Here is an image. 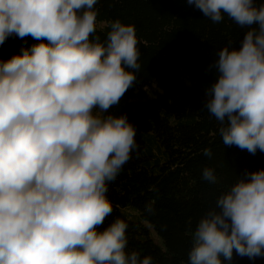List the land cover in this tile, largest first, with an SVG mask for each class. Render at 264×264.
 <instances>
[{
    "label": "clouds",
    "instance_id": "obj_1",
    "mask_svg": "<svg viewBox=\"0 0 264 264\" xmlns=\"http://www.w3.org/2000/svg\"><path fill=\"white\" fill-rule=\"evenodd\" d=\"M188 3L214 23L226 14L248 28L239 49L216 54L218 79L205 107L225 145L264 152V4ZM96 4L0 0V46L9 38L39 41L25 40L19 54L0 59V264H152L126 251L124 220L99 230L113 211L109 184L139 149L127 115L106 113L141 65L134 25L117 19L105 41L95 35ZM245 176L199 221L189 264H222L233 250L264 256V170ZM202 179L217 182L212 168Z\"/></svg>",
    "mask_w": 264,
    "mask_h": 264
},
{
    "label": "trees",
    "instance_id": "obj_2",
    "mask_svg": "<svg viewBox=\"0 0 264 264\" xmlns=\"http://www.w3.org/2000/svg\"><path fill=\"white\" fill-rule=\"evenodd\" d=\"M95 9L101 41L112 21L135 26L141 65L135 84L106 113L127 115L139 149L109 184L113 211L99 230L122 219L128 253L151 256L152 264H189L199 221L246 173L264 170V152L225 145L220 123L205 107L206 90L218 79L216 54L224 47L239 49L248 28L226 14L214 23L188 0H97ZM25 40L26 46L39 43ZM25 40L9 38L0 46V59L19 54ZM206 167L214 170L216 183L202 179ZM149 203L153 212L146 210ZM220 259L264 264V256L250 259L235 250L230 261Z\"/></svg>",
    "mask_w": 264,
    "mask_h": 264
}]
</instances>
